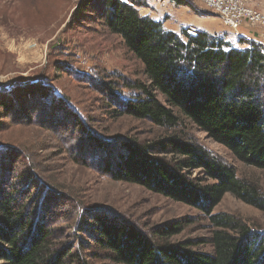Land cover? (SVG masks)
<instances>
[{"label":"trees","instance_id":"obj_1","mask_svg":"<svg viewBox=\"0 0 264 264\" xmlns=\"http://www.w3.org/2000/svg\"><path fill=\"white\" fill-rule=\"evenodd\" d=\"M84 1L82 8L90 9L95 21L142 65L144 82L124 79L104 87L113 105L115 97L120 98L113 117L146 121L168 133L150 143L126 140L124 154L105 174L116 182L140 186L198 209L208 218L212 233L207 241L171 243L181 233L180 227L154 228L147 233L124 221L99 216L89 225L79 212L75 224L64 222L76 232L72 236L76 248L63 250L54 236L55 228L45 226L42 217L38 223L39 207L47 197L54 199L47 195L48 184L33 177L28 166L24 189L15 188L16 183L8 184V176L1 174L0 165V264H89L85 250L90 244L81 236L88 228L94 233V247L111 264H264V231L233 216L212 214L226 194L264 212L260 187L238 177L233 166L213 156L189 136L187 128H181L190 124L235 161L264 172V47L242 38L234 46L225 34L202 30L171 32L164 20L141 14L149 0ZM168 1L187 6L183 0ZM24 87L28 88L23 91ZM122 89L129 96H120ZM67 104L47 84L0 86V108L6 117L22 110L36 114L45 110L76 122L82 127L78 129L87 132L77 111ZM90 139L104 153L105 142L112 141L100 140L101 145ZM189 170L204 178L193 177ZM33 185L43 187L45 194L33 198L23 193ZM34 199L36 207L29 206L27 202ZM205 242L211 246L210 253L193 251Z\"/></svg>","mask_w":264,"mask_h":264},{"label":"rangeland","instance_id":"obj_2","mask_svg":"<svg viewBox=\"0 0 264 264\" xmlns=\"http://www.w3.org/2000/svg\"><path fill=\"white\" fill-rule=\"evenodd\" d=\"M183 1L198 11L187 6L189 11L183 9L184 18H188L186 14L190 11L195 16L207 14L222 28L223 32L218 34H225L234 46H239L238 37L225 30L200 0ZM83 2L0 0V86L8 87L15 82L31 83L35 87L47 84L77 111L87 132L93 133L88 135L85 130L78 129L82 127H77L76 122L45 110L38 114L30 109L22 110L6 117L7 113L0 108L1 174L8 176V184L15 182V188L22 190L29 166L33 177L48 184L47 195H53L54 199L47 197L39 207L38 223L42 217L45 226L55 228L54 236L59 244H63V250L76 248L72 237L76 232L67 229L64 222L75 224L79 212L89 225L93 224L92 218L99 216L124 221L147 233L154 228L180 227L181 233L171 238V243L209 240L212 228L208 218L198 209L140 186L116 182L105 174L112 164L117 163L118 156L124 154L126 140L131 138L136 142L150 143L168 133L164 134L146 121L113 117L112 111L118 109L120 98L116 96V105H113V98L106 94L104 87L108 82L121 84L124 79L144 82L142 65L123 48L117 37L95 21L96 15L91 14L90 9L82 8ZM252 2L264 15V0ZM78 6L79 11L75 14ZM166 24L168 27L169 22ZM172 24L181 27L180 31L191 29L189 23L184 28L177 21ZM26 88H22L23 91ZM118 93L122 97L129 96L128 90L122 89ZM181 128H187L189 136L213 156L233 166L238 177L258 184L264 197V172L235 161L226 149L190 124L185 123ZM88 137L95 138V142L101 145L104 144L98 142L100 140L112 141L105 142L107 152L104 153V150L96 149ZM104 157L106 162L110 158L107 166L102 161ZM189 172L195 178H204V174L198 171ZM26 192L33 198L45 194L39 185H33L31 190L25 189L23 193ZM36 199L29 200V206L33 203L36 207ZM45 208H48L47 214H44ZM212 214L233 216L256 231H264V212L230 194L223 197ZM93 234L88 228L81 235L90 244L85 250L89 264H111L94 247ZM193 251L210 253L211 246L205 242Z\"/></svg>","mask_w":264,"mask_h":264},{"label":"built area","instance_id":"obj_3","mask_svg":"<svg viewBox=\"0 0 264 264\" xmlns=\"http://www.w3.org/2000/svg\"><path fill=\"white\" fill-rule=\"evenodd\" d=\"M200 2L206 10L215 14L225 30L238 39L252 41L264 47V15L252 0H200ZM187 6L198 12L190 3ZM242 29L255 30L258 33L243 36Z\"/></svg>","mask_w":264,"mask_h":264},{"label":"crops","instance_id":"obj_4","mask_svg":"<svg viewBox=\"0 0 264 264\" xmlns=\"http://www.w3.org/2000/svg\"><path fill=\"white\" fill-rule=\"evenodd\" d=\"M183 9L189 11L187 6H176L168 0H149L148 7L141 9V14L149 16L154 20H164V27L175 33H178L181 27H176L178 25L172 24L174 21L181 23L183 28L186 27L185 24L187 25L189 23L191 30H202L211 34L223 32L220 25L215 22L212 17L207 16V14L195 16V14L190 11V13L186 14L188 18H184L185 13ZM167 22H169L168 27L166 26ZM242 31L244 32L242 33ZM242 31L241 33L243 36H249L258 32H249L245 29Z\"/></svg>","mask_w":264,"mask_h":264}]
</instances>
